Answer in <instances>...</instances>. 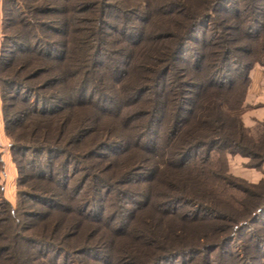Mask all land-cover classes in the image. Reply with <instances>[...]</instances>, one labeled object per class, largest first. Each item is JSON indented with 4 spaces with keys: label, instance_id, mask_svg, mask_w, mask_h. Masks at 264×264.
<instances>
[{
    "label": "rangeland",
    "instance_id": "rangeland-1",
    "mask_svg": "<svg viewBox=\"0 0 264 264\" xmlns=\"http://www.w3.org/2000/svg\"><path fill=\"white\" fill-rule=\"evenodd\" d=\"M166 1L98 0L97 5V1L94 3V0H28L24 15V11L14 5L12 14L17 18L21 16L23 24H26L19 25L22 26L23 36L28 38L27 40L24 38L21 43L27 45L32 41V44H34L32 50H35L38 44L41 46L43 42H46L56 48L57 53L55 54L61 52L62 56L61 62L57 63L58 67H55V63L58 62L56 59L37 57L33 55L32 50L23 51L22 48L17 54L23 57L24 60L21 62L17 60L15 67H10L11 65L8 67V61L15 54L16 49L18 50V46L10 44L9 37L4 35L2 26L9 25L13 28L16 27V23L12 25V23L8 24L6 22V17H3L2 13V0H0V76L1 79H4L12 75L13 81L11 86L8 87L6 84L5 87L4 81L0 79L1 250L2 248H14L7 236L13 235L11 228L13 231L16 229L17 224L13 221L14 218L10 217L13 215L16 219H19L20 224L18 226L21 229H23V226H31L27 233H20L23 235L18 236L17 243L14 244L16 245L15 248H18V260L20 261L21 257H24L23 261H28L26 262L28 264H108L114 255L123 258L130 251L139 253V248L132 246L131 248H123L117 244L116 246L114 239H111V241L105 240L110 231L100 224H84L79 215L71 212L74 208H71L70 204H74L75 200L80 201V204H82V206H79L80 212L85 209L87 215H100L101 218H106L108 222L110 221L116 228H119V226L126 224L125 218L128 219L130 213L133 212L130 209L131 204H133L130 201L132 199H128L126 193H129L130 197L141 198V195H139L140 187L135 184L121 183L117 185V194L109 189V194L106 197L105 195L101 196L100 201L97 198L94 199L97 191L93 189L90 180L96 173L100 172L102 164L110 161L111 158L108 156L103 158L95 156L98 154V151H95L96 148L92 147L93 145L88 149L87 147L93 142L91 141L92 138L99 135L101 122L105 120V116H102L99 111L100 106L104 104L110 106L111 111H118L105 96H109L111 100H114V98L121 99L122 95L118 93L120 89L116 88L119 83H114V79L119 78L121 74L128 73L130 69L129 62H131L133 55L136 58V61L134 59L135 62H133L136 69L132 65L131 70H138L137 61L140 50L137 53L135 52L138 47L131 44L133 39L130 35L129 37H127L128 34L118 36L114 29L130 28L133 34L137 33V39L138 36L141 38L149 29L161 25L162 22L159 23V21L163 20L162 15L168 9ZM242 1H219L211 15V20L196 28V36L186 42L180 53L187 60H196V51L201 45H204L202 40L212 41L211 43L218 45H221L222 42L223 45L231 48V55L229 54L226 57V63H223L226 64V69H221L222 71L218 73V77L227 76L228 79H224L225 83L232 80L235 82L233 99L236 100L235 106L238 109L237 113L241 121L246 108V93L251 82L250 71L254 66L264 67V64L256 62V60L264 61V46L261 47V44L246 40L238 29L237 31L232 29V26L237 28V24L236 19H233L231 14L241 7ZM255 1L258 4H264L263 0ZM178 2H181V0H174L175 7L179 6ZM75 3L80 4V8L76 13H71L70 5ZM134 9L137 11L132 12ZM261 14L260 19L264 22V10ZM72 15L76 16V20L70 19ZM99 26L104 31V35H101L104 40L102 44H100V39L97 41L95 33L96 28ZM225 28L231 29L226 31ZM226 32L230 37L226 36L227 40L226 37L222 40ZM72 35L76 37L70 40L69 36ZM75 39L77 40L76 46L72 49V56L69 58L66 54L70 43H73ZM100 47L105 48L103 49L105 51ZM214 49L217 50V47H214ZM216 57L217 55H212L214 64ZM251 61L254 64L249 69L248 78L245 80L244 68ZM106 64H109V66ZM176 64L186 66L184 61H178ZM86 67L88 71L84 73V77L85 79L90 78V82L87 84L85 81L81 85L84 91L86 89V92L84 98L82 96L81 99L80 95V100H91L95 103L93 106L76 103L79 99V94L74 90L79 80H76V78L83 74H79L81 72L79 70H82V68L84 70ZM49 79L58 80V82L52 83L48 81ZM92 85L95 87H92ZM22 86L30 89L24 90ZM98 87L104 90L105 96H97V92L93 88ZM146 87H149V84ZM3 90L5 94H8V99L5 101L7 116L4 115L3 109ZM54 90L59 94L58 96H63L65 92L66 94L69 93L67 95L70 96L69 101L65 100L63 103L64 100L62 99L63 101L58 103L60 107H64V110L51 116L34 114L30 110L34 99L33 93L38 92L43 97H45V94L48 95L46 98L54 100L55 97L53 98L51 95ZM18 91H21L19 96ZM66 94L65 99H67ZM13 97L14 99H12ZM237 98H241V105L237 103V100H239ZM25 103L29 104V109ZM133 107L129 105L124 110L129 111ZM54 118L55 120L52 121L51 119ZM121 118L124 119V122ZM71 119L73 123L70 124ZM60 120L64 122V126L57 122ZM135 120L134 117L123 113L122 117L111 118L109 120L111 123H106L105 127L109 128V131L112 128L114 134L123 135L126 141H132V134L135 131L132 123ZM117 122L125 123V128L130 125L129 138L126 137L127 133H125L123 125H121L120 130V125ZM69 125H71L72 136L70 133L67 134L70 129L65 131ZM244 127L248 135L241 139V149L234 153L226 152V164L228 173H230L228 182L235 198L243 203L242 207L244 209L253 206L254 203L260 204L261 212L254 211L257 213L256 221L251 222L249 219V221H246L247 224L229 229L225 234H230L231 240L224 245L222 244L219 248L213 250L201 248L200 253L175 255L161 261L160 264H264V125L259 126L260 131L258 133L251 132L245 125ZM49 129L53 131L51 132ZM96 129H98L97 132ZM87 131L90 133H86ZM95 132L96 134H94ZM144 140L145 138L142 139V141ZM16 143L36 144L37 146L50 144L48 152L46 151L37 156L40 159L48 157L51 162L54 159V170L59 169L61 167L59 165L62 163L59 175L55 176L59 180L57 184L52 181L47 183V181L32 180L23 166L26 165L33 153L16 149L17 155L14 154L11 145ZM39 147L41 146L37 147L38 150ZM65 148L73 157L64 154ZM105 152L108 154L106 149ZM125 157L115 158V163L122 164L116 169L119 168V172H126L124 175L125 180L128 177L137 178L135 175L137 171L129 169L133 161ZM142 173L144 178L148 177L147 173ZM112 176L111 180H120L114 172ZM144 182L140 184H145ZM20 183L22 184L19 185ZM63 185H65V188ZM20 190L32 194L38 193L44 197L48 196V199L36 201L33 204L31 200L23 195V192L20 194ZM93 201H96V203H93ZM128 202L130 203L127 204ZM103 206H105L104 209H102ZM180 207L188 211L193 209L186 205ZM140 213H137V216ZM223 234V232L220 233L216 230V233L209 237L210 240H205H207V243H213L216 242L218 236L220 237ZM83 246H89L90 248L99 246L100 249H96L94 252L85 251L76 254L75 252ZM65 248L72 249L65 253L63 251ZM3 252L0 255V264H12L11 252ZM22 252H25L26 255L22 256Z\"/></svg>",
    "mask_w": 264,
    "mask_h": 264
},
{
    "label": "trees",
    "instance_id": "trees-1",
    "mask_svg": "<svg viewBox=\"0 0 264 264\" xmlns=\"http://www.w3.org/2000/svg\"><path fill=\"white\" fill-rule=\"evenodd\" d=\"M27 1L2 0V13L3 17H6V22L12 23V25L16 23V27L13 28L9 25L2 26L4 35L9 37L7 38L10 40V44L18 46V50L16 49L15 54L8 61V67L10 65V67H15L17 60L20 62L24 60L17 54L22 48L23 51L34 48L32 41L27 45L21 43L24 38L26 40L28 38L23 36L22 26L19 25L26 24H23L21 16L17 18L12 14L14 5H16L21 11H24V15ZM96 1L98 5V0H94V3ZM219 1L221 0H181L178 2L179 6L175 7L174 0H167L168 9L162 15L163 20L159 21V23L162 22L161 25L149 29L141 38L138 36V39L137 33L133 34L130 28L114 29L118 36L128 34L127 37H129L130 35L133 39L131 44L138 47L135 52L140 50L137 61L138 70H131V68H135L133 62L136 61L133 55L131 62H129L128 73L121 74L125 78L120 75L119 78L114 79V83H119L116 88L120 89L118 93L122 95L119 100L118 98L111 100L109 96H105L104 90L99 87L93 88L98 97L100 95L107 97L109 103L118 111H111V107L104 104L99 108L102 116L106 118L104 117L105 120L101 122L99 135L92 138L91 141L93 142L87 149L93 145L92 147L96 148L95 151H98L95 156L100 158L108 156L111 159L102 164L100 172L96 173L90 181L93 189L97 191L94 199L97 198L98 201H100L101 196L105 195L106 197L109 194V189L117 194V185L121 183L135 184L140 187L139 195L141 198H133L134 196L130 197V194L126 193V197L132 199L130 201L133 204H131L130 209L133 212L131 211L128 219L125 218L126 224L119 226V228H116L110 221L108 222L106 218H101L100 215H87L85 209L80 212L79 206H82L80 201L75 200L74 204H70V207L74 208L71 212L79 215L84 224H100L110 231L113 236L109 233L105 240L114 239V244L123 248H131V246L139 248V253L130 251L123 258L114 255L108 264H160L161 261L175 255L200 253L201 248L208 250L219 248L231 240V235L225 234L229 229L245 225L249 219L251 222L256 221L257 213L254 211L259 212L261 210L260 204L255 203L253 206L244 209L243 203L235 198L228 182L230 173H228L226 164V152L239 151L241 139L248 135L237 113L236 100L233 99L235 82L232 80L225 83V80L228 79L227 76L218 77L221 69H226V64L223 63L227 60L226 57L231 55V48L223 45L222 42L221 45H218L211 43L212 41L202 40L204 45H201L196 51V60H187L180 55L186 42L196 36V28L211 20V15ZM263 6L264 4H258L255 0H243L241 7L231 14V17L236 19L237 24V28L232 26V29L234 31L238 29L246 40L261 44V47L264 46V22L260 19L264 10ZM79 8L80 4L78 3L70 5L71 13H76ZM133 11L137 10L134 9ZM120 13L123 15L122 12ZM74 15L70 19L76 20ZM229 29L231 28H225L226 31H230ZM95 33L97 41L100 39V44H102L104 42L101 36L104 35L103 28L97 27ZM224 35L222 40L226 36L230 37L228 32ZM75 37L74 35L69 36L70 40ZM76 41L75 39L73 43H70V49L68 48L66 54L69 58L72 56V49L76 46ZM214 47H217V50H213ZM32 52L37 57L56 59L58 62L55 63V67H58L57 63L61 62V52L55 54L57 53L56 48L49 43L43 42L41 46L38 44ZM213 54L214 56L217 55L215 64L212 60ZM178 61H184L186 66H178L176 64ZM256 62L264 64V61L256 60ZM253 64L251 61L245 66V80L248 78V71ZM106 65L109 66V64ZM79 71H81L78 72L79 74H83L76 78V80L79 79L78 85L74 89L79 94L76 103L93 106L95 103L91 100H80V95L82 99L86 92V89L84 91L81 85L85 81L89 84L90 78L85 79L84 77V73L88 71L87 67ZM1 80L4 81L5 87L6 84L8 87L13 84L12 75ZM48 81L58 82V80L52 79ZM148 84L149 87H146ZM22 88L24 90L30 89L26 86H22ZM4 90L2 93L3 109L4 115L7 116L5 101L8 99V94H5ZM20 93L21 91H18V96ZM65 94L58 96L59 94L54 90L51 95L56 99L52 100V98H46L48 95L44 94L45 97H43L40 93L35 92L32 103L29 102L31 103L30 110L38 116L58 114L64 110V107H60L58 103L63 100V103L65 100L69 101L70 96H67L69 93L66 94L67 99H65ZM237 99H239L237 103L241 105V98ZM25 105L29 109V104L25 103ZM129 105L134 107L125 111L124 109ZM23 110L26 112L25 108ZM123 113L136 119L132 123L135 130L132 134V141H126L123 135L114 134L112 128L109 131V128L105 127L111 118L122 117ZM51 120L54 121L55 118ZM121 120L124 122V119L121 118ZM57 122L64 126L62 120ZM71 123H73L72 119ZM117 123L120 125V130L121 125H123V129L127 133L126 137L129 138L130 125L125 128V123ZM70 128L71 125L64 129L66 131ZM49 131L52 132L53 130L49 129ZM97 131L98 129H96ZM71 132L72 129L67 134L70 133L72 136ZM86 133L89 134L90 132L87 131ZM104 133L105 135H103ZM143 138H145L144 141H142ZM11 146L16 155V149L33 153L26 165L23 166L32 180L47 181V183L52 181L57 184L59 180L55 176L59 175L62 163L59 165L61 166L59 169L54 170V159L51 162L48 157L40 159L37 156L48 152L50 144L38 145L41 146L39 150L36 144L16 143ZM64 154L73 157L66 148ZM120 156H126L125 158H130L133 161L129 169L137 171L135 174L137 178L128 177L125 180L126 172H119V168L116 169L122 165L114 162L115 158ZM126 166L128 167V165ZM113 172L117 174L120 180H111ZM142 172L147 173L148 177L144 178ZM143 181L145 184H140ZM63 186L65 188V185ZM22 192L20 190V194ZM23 195L33 204L36 201L48 199V196L44 197L38 193L23 192ZM184 205L193 209L191 211L184 210L180 207ZM139 212L141 213L137 216ZM10 217L14 218L13 221L17 224L14 231L12 228L10 229L13 235H7L11 246L14 248H2V250L0 248V255L2 251H4L3 253L10 251L12 264H28L26 263L28 261H23L24 257H21L20 261L18 260V248H15L16 245L14 244L17 243L18 236L23 235L20 233H27L31 226H23L21 229L18 226L20 224L19 219L13 215ZM216 230L224 234L218 236L216 242L207 243V240H210L209 237L215 234ZM98 247L83 246L75 253L94 252L96 249H100ZM70 249L72 248H65L63 251L66 253L71 251ZM21 255L25 256L26 254L22 252Z\"/></svg>",
    "mask_w": 264,
    "mask_h": 264
},
{
    "label": "crops",
    "instance_id": "crops-1",
    "mask_svg": "<svg viewBox=\"0 0 264 264\" xmlns=\"http://www.w3.org/2000/svg\"><path fill=\"white\" fill-rule=\"evenodd\" d=\"M250 78L242 121L251 132L258 133L259 126L264 125V67L254 66L250 71Z\"/></svg>",
    "mask_w": 264,
    "mask_h": 264
}]
</instances>
